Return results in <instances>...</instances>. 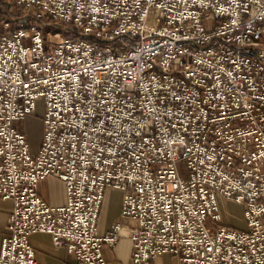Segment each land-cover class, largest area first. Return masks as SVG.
I'll use <instances>...</instances> for the list:
<instances>
[{"label":"built area","instance_id":"2783aa9c","mask_svg":"<svg viewBox=\"0 0 264 264\" xmlns=\"http://www.w3.org/2000/svg\"><path fill=\"white\" fill-rule=\"evenodd\" d=\"M0 1L24 11L14 27L0 12V197L14 204L0 264H40L35 233L109 264L124 220L133 264H264V0ZM41 98L34 152L19 125ZM46 178L65 204L41 196ZM108 188L121 220L100 235Z\"/></svg>","mask_w":264,"mask_h":264},{"label":"crops","instance_id":"0c3cea01","mask_svg":"<svg viewBox=\"0 0 264 264\" xmlns=\"http://www.w3.org/2000/svg\"><path fill=\"white\" fill-rule=\"evenodd\" d=\"M35 119L28 117L26 121ZM24 121V122H26ZM19 127L27 135L23 129V123ZM39 144L33 143V151L37 152ZM40 194L48 202L53 205L65 204L67 200L66 188L62 180L55 178H46L40 183ZM124 193L119 189L108 188L106 191L104 206L101 213V220L98 231L100 235L106 234L109 230L121 220V208L123 204ZM239 212H236L235 209ZM14 209L11 200L0 197V253L2 243L5 237L10 233L8 230L10 222V214ZM221 210L224 223L232 228L246 230V221L244 218L243 206L238 203L221 200ZM231 210L236 213H232ZM125 233L124 237L119 241L117 247L105 245L104 256L109 264H133L132 256L134 251L131 229L135 221L124 220ZM31 244L36 251V257L40 264H77L75 259L69 254L65 247H56L52 235L49 233H35L31 236ZM155 264H180V259L172 254H163L156 258Z\"/></svg>","mask_w":264,"mask_h":264},{"label":"rangeland","instance_id":"374dc122","mask_svg":"<svg viewBox=\"0 0 264 264\" xmlns=\"http://www.w3.org/2000/svg\"><path fill=\"white\" fill-rule=\"evenodd\" d=\"M0 12L2 14L1 21L10 22L11 23L10 26L12 27H14L17 23L15 22V19L21 17L22 14L24 13L22 9L13 6L11 3L8 4L7 2H2V1H0ZM5 29L6 28L3 26V24H1L0 31H5ZM46 110H47L46 99L41 98L37 102L36 112L34 116H31L34 117L35 119L23 123V129L28 133V139L32 147H33V143L39 144L41 146L42 138L45 132L43 126V118L46 115L45 114ZM179 165H180V170H182L183 176L187 178L189 176L187 163L184 160H181ZM262 168L264 169V166ZM235 210L236 212H239L237 208ZM231 212L233 214L236 213L233 210H231Z\"/></svg>","mask_w":264,"mask_h":264}]
</instances>
